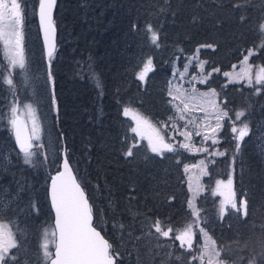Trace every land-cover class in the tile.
<instances>
[{
	"label": "trees",
	"instance_id": "trees-1",
	"mask_svg": "<svg viewBox=\"0 0 264 264\" xmlns=\"http://www.w3.org/2000/svg\"><path fill=\"white\" fill-rule=\"evenodd\" d=\"M156 1L161 2L165 9L158 17L149 16L148 11L154 10V6L161 7L160 3L156 4L153 1L148 5L147 2L141 5V0H115L111 7L109 0H57L54 12L58 46L50 67L58 115L56 122L58 134L60 140L64 138L68 147L69 160L82 167L79 171V167L77 169L74 166L88 193L96 225L102 224V214H99V210L102 208V213L104 210L103 216L108 229L105 231L102 226L99 228L116 251L117 238L114 230L117 227L114 223L123 225L124 230L133 234L136 233L133 232L135 227L133 222L143 220L142 225L146 229L158 234L150 227L155 220H166L174 226L192 218L191 210L185 206L189 191L183 179L182 168L177 165V156L179 157L180 152L159 157L162 164L166 162L171 164L173 161V168L170 165L161 167L160 175H156L152 170L146 171L145 161L149 160L151 163L152 155L143 144L133 149L132 157L124 154L131 146V139L134 138L129 130L130 119L122 114L125 104L135 106L156 119H165L169 107L164 101L166 99L164 86L160 91L157 81L162 84L165 82L164 75H170L169 65L175 55L192 54L196 48H200L199 56L206 61L207 69H220L219 72L212 71L206 77L207 83H199L200 86L212 87L221 96L224 93L227 102L225 105L229 107L227 109L236 107L241 100L246 101L245 114L248 115L246 120L252 122L258 112L257 104L264 103L263 90L258 96H253L251 95L253 87L227 82L223 75L224 71L240 61L248 48L256 47L260 42L257 30L264 18V0ZM238 4L241 6L236 7ZM136 9L141 10L138 16L135 15ZM125 13L130 16H126ZM189 15L192 23L189 22ZM242 16L245 19L242 20ZM148 24L159 33L158 44L151 43L150 34L146 37L145 29ZM63 26H66L67 30L69 27L64 37L65 40L68 38L70 40L68 48L62 35ZM129 29L136 30L142 35L140 37L142 42L135 49L126 38ZM110 39H114L113 46H106L99 52V48L110 43ZM62 40L64 44L61 43ZM207 44L213 47H201ZM126 50L132 53L130 58L122 56ZM260 53L262 55H258L257 58L264 63V53ZM149 58L152 60L151 70L147 72L144 80H140L138 74ZM73 61H78L79 66ZM80 66L83 69L79 70ZM118 66L120 69H116ZM117 70H120V75L116 77ZM90 76L99 78L102 85L101 94ZM114 77L116 81H113ZM69 86L72 93H76L80 88V98L75 99L69 94L67 91ZM157 101L160 104L156 108L160 110L153 108ZM161 107L164 108V112H160ZM75 114L79 117L77 121L71 120L70 117ZM117 127L118 139L113 143L114 138L109 135L115 133ZM250 142L248 138L244 139L239 145V151H235L236 140L231 130L227 131L225 127L219 147L227 150V154L209 157L215 161L210 163V173L204 176L206 184L211 182L212 177L218 179L219 175L231 178L232 186L242 191L241 194L247 198L249 205L253 202L251 191L255 192L257 187L254 183L259 182L257 176L264 174V168L261 167L263 164L260 162L261 155ZM110 143L115 145L114 148ZM170 155L171 158L167 159ZM60 158L61 153L58 157L59 162ZM252 161H257L260 170L254 168L250 178ZM140 162L144 163L143 169L138 165ZM96 167L98 170H95ZM88 174L92 176L94 183L87 179ZM152 174L157 179L150 181ZM212 190L213 188L202 194V201H210L212 204L214 202L216 205L219 197ZM106 191L108 195H113L112 201L106 196ZM46 195L47 184L42 186L36 196L50 216L52 213ZM125 195H128V202ZM200 199L199 196L197 200ZM154 203H161V207L154 208ZM263 204L264 198L261 205ZM175 208L177 210L173 212ZM251 209L245 220H241L237 215H231V212L228 214L231 215L229 231L232 233L235 228V236L243 239V246L247 245V248H240L238 238H232L235 242L229 240L228 247L234 256H259L264 252V228H256L253 243L249 241L251 236L247 238V232L250 230L246 227L250 225L247 220L251 217ZM149 210L152 211L148 212ZM145 215L148 218L146 221L143 219ZM182 256L188 264L187 253H182ZM120 259L119 257L117 264H122ZM169 261L173 264L172 259Z\"/></svg>",
	"mask_w": 264,
	"mask_h": 264
},
{
	"label": "rangeland",
	"instance_id": "rangeland-1",
	"mask_svg": "<svg viewBox=\"0 0 264 264\" xmlns=\"http://www.w3.org/2000/svg\"><path fill=\"white\" fill-rule=\"evenodd\" d=\"M153 1L156 4L160 3L161 7L154 6L155 9L149 10L148 15L153 17L161 16L163 14V11L165 10L161 2H158L156 0H141V5H144L146 2V5H148ZM8 2L10 4V0H8ZM20 2L22 4V8L24 9L25 17L24 54L26 57V68L23 70L19 68L10 69V71L13 72L12 78L14 81V87L12 88H9V86L6 85L2 79H0V221L10 224L12 231L16 234V239L19 243V249H13L12 251L14 253H18L21 264H46L41 245L43 244L45 230L52 231L54 229L52 219L53 214H50V216L47 214L45 209L38 202L36 193L41 190L43 185L47 184L48 186L50 173L52 172V170L54 171V169L59 166L58 157L62 152V149L64 148L68 154V147L66 146L64 138L60 140L61 138L58 134V128L56 125V122H58V115L56 112V104L53 95V78L50 67V62L55 57V53L52 54L51 58H46L44 54L43 44L39 36L36 18L38 0H20ZM109 2V7H111V4L115 2V0H109ZM140 11L136 9L135 15L138 16ZM144 11H146V9H144ZM125 15L130 16V14L128 13H125ZM190 18L191 17L189 15V22L192 23V19ZM262 21H264V18ZM62 30L63 39L65 40L64 37L67 34V31H69V27L67 30V27L63 26ZM128 32L129 35L128 33H126V38L130 40V42L132 43V47H134L135 49V47H138L140 42H142L140 38L142 35L136 30L129 29ZM64 40H62L61 43L64 44ZM110 40V43H107V45H103L101 46V48H99V52L104 50L106 46H113L114 39ZM69 43L70 40L68 38V40H65V46L67 48ZM259 43L260 42H258V44ZM254 48L255 47L248 48L240 61L232 65L230 69L224 72H229L232 74L231 77L225 76L227 82H236L248 87H253L251 95L258 96L259 92H261L262 90L264 91V86L255 83L253 85H249L246 80H234L235 75L241 72L242 67H244L242 65L243 57L247 55L249 50H252ZM78 51L80 52V49ZM125 52L126 53H124L122 56L125 58H130L132 53L130 54L127 50ZM260 52L264 53V48H257L256 54L250 58V64H253L255 66H264V63L260 62V60L257 58L258 55H262V53ZM194 54L195 53L185 54L183 56L175 55L170 61V75L165 76L163 74L165 77V82H163L162 84L161 82L157 81V83L159 84L158 89L160 91L164 86V93L166 95V99L164 101L169 107V111L165 116V119H156L151 114L144 113L137 107L127 104H125V106L123 107L122 114L126 107L132 108L135 113L147 117L150 123L160 130V134L165 138V141L167 143L173 144L177 147V151L175 152H177V154L180 152L179 157L177 156V165L182 168L183 179L185 180V185L187 187V190L189 191V195L187 197L188 200L185 206H188V202L192 201L197 208L201 209V225L207 227L209 233L217 239L218 244L227 246L228 250L230 251L228 243L230 242L229 240L235 242V239H232L233 237L238 238L237 240L239 242L240 248L244 246L243 239L240 240L239 237L235 236V228H233L232 233L229 231L230 217L231 215L236 214L232 213L230 216L227 215L223 219H220L218 217L219 205L221 200L224 199V197L220 193L226 190L222 187L218 191L217 181L222 180L226 183L229 178H224V176L219 175L218 179L212 177L211 182L209 184H206L204 182V176L207 175L205 174V171L208 174L210 173L209 166L211 165L210 163L213 162V160L209 157L213 158L215 156H220L214 155V153L217 151H225L224 149L219 147V142L223 135L225 127H227V131L231 130V120L225 118V120L223 121L224 127L217 133L215 137L218 141V143L216 144H213L211 139L204 140L206 130L196 129L195 125L187 126V131L193 132V136L190 141H186L185 137L180 135L181 132L185 131L186 121L178 119V113L175 108V103H178L179 101H173V96H169L168 94L170 89L175 88L186 89L188 90V94H191L194 87L197 90V95L199 93H208L212 89H214L212 87L200 86L199 83H202V80L207 79L206 77L213 71V69H207L206 64H204V68L203 70H201L200 61H204V59L201 58L199 54L198 60H194L189 63ZM7 63L8 61L4 55L3 45L2 43H0V64L7 65ZM73 63H77L79 66L78 61H73ZM118 64H120V68H122L121 63L118 62ZM186 67L187 71H185ZM120 68L119 66L116 67V69ZM81 69L83 68L80 66L79 70ZM255 71L256 69L254 68L253 73H255ZM6 74L7 73H4V75ZM119 75L120 70H117L116 77ZM157 75L158 74H156V76ZM116 77L113 78V81L117 80ZM194 77L195 79H193ZM90 78H92L96 84L95 78L97 77L94 78V76H90ZM111 86L113 88V85ZM98 89L99 94H101V89ZM256 89H260V91H256ZM67 91L73 98H80V88H78L77 92L76 90H74L76 93H72V89L69 86L67 88ZM116 92L118 93V91ZM216 93L218 95L215 97V99L218 105L221 108L226 107V110L229 111V115L232 116V119H235L234 112L241 110L245 111V108L247 107L246 101L241 100L237 103L236 107L234 106L230 109H227L229 107L226 106L227 104L225 105V103H227L225 102V94L222 93L223 95L221 96L217 91ZM175 94L176 93L174 92L173 95ZM15 104H19L18 114H20L24 119L29 131L31 130L33 120L36 121L41 129L40 140L34 141V143L43 144L44 147L40 149L37 152V155L32 158L31 164L24 162L23 154L21 153L20 149L17 148L14 141L13 129L9 122V119L11 115L10 109ZM158 104H160L159 101L156 102L155 106L152 105L153 108L158 107ZM25 105L32 106L30 112H26L24 107ZM248 106L250 107L251 105ZM257 106L258 112L255 114L252 122L250 120H246L248 117L247 113L244 117H241V120L247 123L249 127V133L244 137V139L248 138V142L251 141L250 144H253L258 150L261 155L260 162L263 164V166L261 165V167L264 168V103L259 102ZM200 107H206V105L197 106L196 104H193L192 106L193 110L191 112V117L197 121V124L203 122L205 117V112L201 111ZM75 109L77 108L75 107ZM79 109H81V107H79ZM89 109L90 107L87 108V110ZM156 110L160 109L156 108ZM160 112H164L163 107H161ZM208 115L209 123L214 127L215 121L211 119V113L209 112ZM70 117L71 120L76 121L79 118L78 114ZM127 117L130 119L129 130L131 131V128L136 126V121L131 115ZM170 117H172L173 119L170 120ZM88 120H90V118ZM174 124L175 127L173 126ZM164 125H166V127ZM241 126V122L236 121V127L239 128ZM196 130H199L201 134L196 135ZM131 133L134 137L133 139H131V145L135 143L137 147H140L143 144L147 148V150L151 152L146 138L141 139L138 133H134L132 131ZM207 134L211 135L210 132H208ZM235 135L236 133H233L234 137ZM109 136L114 138L113 143H115V140L118 139V127L117 131L115 133L112 132V134H110ZM244 139L239 142L236 141V143H239L240 145L244 141ZM185 142L191 143L193 145V148L191 150L180 148L179 145ZM113 143L110 144L114 148L115 145ZM195 148H207L208 152L196 151ZM169 153L173 152L165 151L164 155ZM209 153H213V155H209ZM151 155L152 162H148L149 160L145 161L146 171L152 170L156 173V175H160L162 170L161 167H169L168 165H170L173 168V161H171V164L169 162H166L165 164L161 163V159L159 157H163L164 155L161 156L153 152H151ZM170 158L171 155L167 159ZM201 161H204L205 165L207 166L206 168L204 167V165H201ZM70 162L73 166H76L77 169L79 167V171L82 170L81 165L71 160ZM114 164L116 165V163ZM138 165L142 166L143 169L144 163L140 162ZM259 167L260 166L257 161H252V165L249 170L251 171L249 172L250 178H252L251 174L253 173V169L255 168L257 170H260ZM95 170H98V168L96 167ZM137 171L140 173V170L137 169ZM147 176L149 177V175ZM154 176V174L150 175V181L157 179ZM257 177L259 178V182H256L257 184L254 183L257 186L255 192L251 191L253 202H250V205L248 203V214L250 209H252L251 217L247 220L250 222V225H248L246 229L250 230L247 232V238L251 236L249 238V241L251 243H253L252 239H255L254 235L257 232L256 228H264V204L261 205L264 198V174L262 176L258 175ZM87 179L94 183L92 181V176H90L89 174ZM210 187L213 188L212 192L217 194V196L219 197L216 205H214V202L212 204L210 201H202V194L211 191ZM232 188L236 194V198L238 201L245 198L241 194V190H238L234 186H232ZM97 195H99L98 192ZM117 195L119 196V193ZM106 196H109L110 201H112L113 195L111 196L107 193ZM199 196L201 198L200 201L197 200ZM115 197L117 196L115 195ZM46 199L49 204L48 193L46 195ZM125 199L128 202V195H125ZM153 207L159 209L161 207V203H154ZM176 210L177 208H175L173 212H176ZM150 211L152 210H149L148 212ZM99 214H102L103 222L101 223L103 229H105L106 231V229H108V225L107 222H105L106 220L103 216V214L105 213L104 210L102 213V208L101 210H99ZM143 219L145 221L148 220V218H146V215L143 216ZM191 219L192 218H190V220ZM190 220L187 219L183 222H179L177 225L174 224V227L182 228L184 224L190 222ZM136 222L137 223L133 222V224L135 225L133 232H136L133 234L130 233V231L124 230L121 227V224L114 223V226L117 227L114 230L116 234L115 236L117 238L116 249L117 252L120 253V260L122 261V264H171L169 259H172L173 264H186V261L182 256V253L184 254L185 250L178 247L179 241H175L174 244L173 240L169 237H162L159 236V234L153 235L154 233L151 230L146 229V227L142 225L143 220H138ZM162 222L166 224L168 223L166 220H162ZM137 237H139L140 239L137 240ZM197 238L199 239V233L197 234ZM53 247L54 244L50 245L49 250L52 251ZM177 257H180V259L177 260ZM192 264H199V262H192Z\"/></svg>",
	"mask_w": 264,
	"mask_h": 264
},
{
	"label": "snow or ice",
	"instance_id": "snow-or-ice-1",
	"mask_svg": "<svg viewBox=\"0 0 264 264\" xmlns=\"http://www.w3.org/2000/svg\"><path fill=\"white\" fill-rule=\"evenodd\" d=\"M38 4L39 18L44 28L45 41L48 43V55L51 58L55 50V25L52 11L56 5V0H38ZM240 6L239 4L236 5V7ZM24 19V9L20 0H10V4L8 0H0V43L3 45L4 55L8 61L7 65L0 64V70H2L0 71V79L9 88L14 87L13 72L10 69L19 68L23 70L26 68ZM241 19L245 18L242 16ZM149 34L151 43L158 44L159 33L151 24L146 25L145 29L146 37ZM257 35L260 43L243 57L242 65L244 67H242L241 72L235 75L234 80H246L249 85L255 83L264 86V66H255L249 63L250 58L256 54L257 48H264V21H261L258 25ZM201 47L212 48L213 45L207 44L201 45ZM199 52L200 48H196L195 54L189 63L199 59ZM205 63L206 61H200L201 70H203ZM151 66L152 60L149 58L138 74L140 80L145 79L147 72L151 70ZM254 68L256 69L255 73H253ZM185 71H187V67ZM213 71L219 72L220 69L215 68ZM4 73L7 74L4 75ZM223 75L232 76L229 72H224ZM201 82L207 83V79ZM96 85L98 88H102L99 78H96ZM256 91H260V89H256ZM174 92L175 95H173ZM196 92L197 90L193 87L191 94H188V90L182 88L170 89L168 93L169 96H173V101H179L175 103V108L178 119L186 121L185 131L180 133L186 141H190L193 136V132L187 131V126L195 125L196 129L206 130L204 140L211 139L213 144L218 143L215 137L224 127L223 121L225 118L231 120V132L236 133L234 139L237 142L242 141L248 135V124L241 120V117L245 116L244 110L234 112L235 119H232L226 107L221 108L218 105L215 99L218 94L215 89L198 95ZM193 104L197 106L206 105V107H200V110L205 112V117L203 122L199 124L191 117ZM24 107L26 112L31 111V105H25ZM209 112L211 113V119L215 121L214 127L209 123ZM10 113L9 122L23 154L24 162L31 164L32 158L44 147L43 144L34 143V141L40 140L41 129L33 120L30 133L25 131L27 126L20 120L18 114L19 104L11 107ZM123 114L125 116L131 115L136 121V126L132 127L131 131L138 133L141 139H147L151 152L162 156L165 151H177V147L167 143L160 134V130L152 125L147 117L135 113L129 107L124 109ZM169 119L173 118L170 117ZM236 121H240L242 126L236 127ZM164 126L166 127V125ZM173 126L175 127V124ZM208 132L211 135H208ZM195 134L200 135L201 132L196 130ZM135 147L137 145L133 143L124 154L132 157ZM179 147L191 150L193 145L185 142L180 144ZM195 150L208 152L207 148H195ZM235 151H239V143H237ZM226 154L227 150L214 153V155L220 156ZM209 155H213V153H209ZM200 163L205 168L207 167L204 161ZM205 174L208 173L205 171ZM232 184L231 178L226 183L222 180L217 181V190L219 191L222 187L226 190L220 193L224 199L220 202L218 217L223 219L225 215L231 212L239 216L241 220H245L248 218L247 198L238 201ZM51 203L55 209V225L52 231L45 230L43 244L41 245L46 264H117L120 253L105 239L101 231L97 230L102 224L94 226L93 207L72 172L66 151L63 159V171H58L56 176L52 178ZM188 207L191 210L192 219L190 222L185 223L182 228H176L171 222L166 224L160 220H155L150 225L159 236L171 238L174 244L175 241H179L178 247L184 249L189 256L188 264H192V262H199V264H264V252H261L259 256H234L227 246L218 244L217 239L209 233L206 226L201 225V209L197 208L192 201L188 202ZM198 233L199 239L197 238ZM136 239L139 240L140 238L137 237ZM52 244H54V251L49 250V246ZM244 247L247 248V245ZM13 249H19L16 234L12 231L10 224L0 221V264H21L18 253H14ZM176 259L179 260L180 257Z\"/></svg>",
	"mask_w": 264,
	"mask_h": 264
},
{
	"label": "water",
	"instance_id": "water-1",
	"mask_svg": "<svg viewBox=\"0 0 264 264\" xmlns=\"http://www.w3.org/2000/svg\"><path fill=\"white\" fill-rule=\"evenodd\" d=\"M56 1H57V0H56ZM55 7H56V5H55ZM55 7H54V9H53V11H52V18H53V22H54V25H55L54 45H55V48H56V43H57V27H56V24H55V21H54V11H55ZM36 18H37V25H38V29H39V35H40V38H41V41H42V44H43L44 54H45L46 58H48V56H49V55H48V43L45 41L44 28H43V26L41 25L40 18H39V4H38V6H37V10H36ZM19 117H20V120L26 125L24 119L22 118V116H21L20 114H19ZM26 126H27V125H26ZM25 131L30 133L28 127H26ZM13 134H14L15 144H16L17 148L20 149V148H19V145H18V143H17V141H16L14 131H13ZM64 156H65V149L63 148V149H62V152H61V158H60L59 166H58L57 169H55L54 171H52V172L50 173V175H49V180H48V186H47L48 200H49V204H50L51 211H52V214H53V218H52V219H53V225H55V209H54V207L52 206V203H51V183H52V178L56 176L57 172H58V171H63V159H64ZM69 163H70V165H71V167H72V172H73V174L75 175L77 182H78V183L81 185V187L84 189V191H85V193H86V195H87V197H88V194H87V192H86L84 186H83L82 183L80 182V180H79V178H78V176H77V174H76V171H75V169L73 168V165H72V163L70 162V160H69ZM88 200H89V197H88ZM89 203H90V200H89ZM90 204H91V203H90ZM93 217H94V214H93ZM93 224H94V226H97V225L94 223V219H93ZM97 230H98V231H101V234L105 237V239L108 240V238L105 236V234L103 233V231H102L99 227H98ZM108 241H109V240H108ZM54 250H55V248L53 247L52 251H54Z\"/></svg>",
	"mask_w": 264,
	"mask_h": 264
},
{
	"label": "bare ground",
	"instance_id": "bare-ground-1",
	"mask_svg": "<svg viewBox=\"0 0 264 264\" xmlns=\"http://www.w3.org/2000/svg\"><path fill=\"white\" fill-rule=\"evenodd\" d=\"M84 186V185H83Z\"/></svg>",
	"mask_w": 264,
	"mask_h": 264
}]
</instances>
